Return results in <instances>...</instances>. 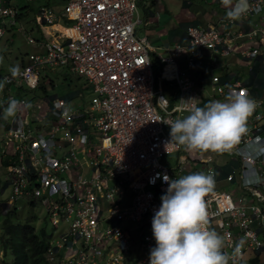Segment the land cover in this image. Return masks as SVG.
<instances>
[{
  "label": "built area",
  "instance_id": "built-area-1",
  "mask_svg": "<svg viewBox=\"0 0 264 264\" xmlns=\"http://www.w3.org/2000/svg\"><path fill=\"white\" fill-rule=\"evenodd\" d=\"M7 1L0 0V38L17 24L27 41L34 42L19 21V7ZM249 4L248 13L264 8V0H249ZM137 5V0H67L64 11L70 23L62 29L65 38L47 40L41 51L28 53L15 77L0 72V84L8 89L12 83L26 84V90L36 85L43 68L65 63L84 75L91 88V101L84 109H71L62 96L50 97L47 128L36 113L32 117L33 112L22 110L21 106H29L25 97L8 94L5 99L21 103L0 135V213L17 208L16 201L23 198L42 203L53 226L66 224L47 248L48 259L56 264H150L156 246L152 220L169 187L165 176L178 179L188 155L206 165L205 173L213 175L215 182L220 176L222 166L216 158L221 153L187 151L170 142L165 126L180 119L183 110L197 107L195 86L201 72H184L178 59L201 69L205 59L200 50L232 53V39L244 33L232 35L228 29L222 32L213 25L190 23L187 42L160 53L146 35L135 32L140 22L135 16ZM36 18L52 23L53 13L41 5ZM246 34L261 36L264 42L262 26ZM257 52L254 48L244 54ZM152 53L162 63L160 76L177 83L180 99L173 106L157 85ZM211 79L216 93L227 97L235 89L251 99L240 81L225 86L218 75L212 74ZM247 129L233 150L223 153L239 161L237 171L231 169L224 178L233 182L237 174L247 191L213 189L204 198L208 228L223 238L229 264H239L246 249L264 253V124ZM180 149L187 154L176 169L161 161L166 153ZM6 189L9 192L3 197ZM127 189L133 191L129 196ZM0 245L4 251L1 235Z\"/></svg>",
  "mask_w": 264,
  "mask_h": 264
},
{
  "label": "crops",
  "instance_id": "crops-1",
  "mask_svg": "<svg viewBox=\"0 0 264 264\" xmlns=\"http://www.w3.org/2000/svg\"><path fill=\"white\" fill-rule=\"evenodd\" d=\"M66 1L67 0H65V4H66ZM137 1H138L137 2L138 5H137V12L135 13V16L140 18V22H137L136 24L142 23V22L144 24V27L142 29L144 30V33L138 34V35H146L150 39V41L154 45H156V50L160 53H167V47L172 46L175 43H178V42L186 43L188 40V37L186 34V25L190 23L198 24L203 27L213 25V26L218 27L219 30H221L222 32L228 29L231 31L232 35H236L237 33H244V35H241L235 39H232L231 42L234 48V52L232 53L224 54L216 49L200 50L199 51L200 55L203 56V58L205 59L204 60L205 66L201 69L189 67L186 64L184 58L178 59V65L179 67H181V69L184 72L188 74H192V75H198L199 72H201V74L199 75L200 79L198 80V83L195 86V91L198 96L197 107H204L214 101L226 100V96H224L223 94L216 93V91L214 90L213 88L214 82L211 79L212 74L218 75L219 82L221 84H224L225 86L229 85L235 80H238L247 89L248 95L251 97V99L254 102L259 101V100H264V42H263V37L251 36V35L246 34L253 27H256L251 24V18L253 16H257L258 26L264 27V15H262L264 8L259 13H248L244 17H242L240 20L230 21V19L226 17L227 9L225 8V6L222 5L221 0H201V2L208 5L209 8L203 6L202 4L193 3L194 0L193 1L183 0V8H182L183 10L180 9V13H181L180 16H179V13L176 14V16L178 15V20L176 19V22H174L172 21V18L170 20L162 19L166 16L164 15V11H163L164 9L159 8L158 0H137ZM7 2L10 3V0H8ZM15 5L19 7L18 18H19L20 23L22 24L23 28L28 33H30V35L35 40L32 43L36 44L37 50L31 51V52L41 51L43 49V42L47 40H51V39L63 40L65 38V34L62 29L70 23V18L66 15L65 11L63 13H59L56 15L53 8L49 7L53 13L52 23L41 22L36 18V15H35L34 26L32 27H36V29L38 30V36H34L32 32H30L27 28H25L22 23V17L26 11L25 9L26 5H19V4H15ZM41 5L48 6L47 3L41 4ZM140 7H142L143 9V17L140 16L139 14ZM59 18H61L65 23H61L59 21ZM14 26H16V29H17V24H14L11 27V29H13ZM11 29H9L8 32L11 31ZM254 48L258 49V52L256 55L248 56L244 54L245 51L251 50ZM152 54H153V61H154V70L157 76V85L161 89H163V91L168 95L170 99V103H171V99H172L171 90L170 92H168V90H169V87H173V86L176 87L177 83L175 79L170 80V79H166L160 76L162 63L159 62L158 59H156L157 55L155 53H152ZM215 57L222 58V60L217 62L215 61ZM26 61L27 60H23L21 64H23ZM54 67L55 66H52V68ZM52 68L45 67L41 70V73L42 71H45L47 69H52ZM215 68H221V69L225 68L226 70L222 74H218L214 71ZM243 68L246 69L247 75L244 71L241 70ZM44 77H46L45 79H48L47 73H43V78ZM207 77L210 78L209 80L210 90L207 93H204L203 83ZM39 81H40V78L38 79L34 87L39 85L40 83ZM48 85L50 86L53 85L50 79L41 82L39 86L41 87V89H43L41 91L44 93L43 94L45 96L44 100L41 99L39 102L35 104L34 102L32 103V101L28 100L29 106L28 104L21 106L22 110L27 111V113H29L28 110H30V112L36 113L35 116L43 120L42 122L45 121V123H42V125H44L45 128H47L46 123H47V119L50 118V115L48 113V107L46 106L44 108L42 103L45 100L48 102L50 97L57 95L54 93L49 94L44 91L47 88H49ZM88 85L89 83L86 79L85 87H87ZM18 91L21 93V89H19ZM72 94H74V92H72L70 95ZM62 97L66 98L67 100L69 99V95H65ZM6 104H8V101H6L3 97H1L0 98V123H2V126H0V129L1 127H3L2 133L4 129L9 125V123L11 122L13 118L11 117L10 121L4 118L3 107ZM67 105H68V101H67ZM255 105L256 107L254 109V112L249 117L246 126H251L254 123L264 124V122L260 123V121L264 118V104H261V105L255 104ZM86 107L87 105H83L82 107H78L75 109H84ZM179 117L180 119H182L181 113ZM0 146H3V145L1 144ZM176 151H177V157H176V161L174 165L168 166L166 163L163 162L170 169H176L177 165L187 154L183 149L176 150ZM168 153H171V152H168ZM188 156L189 158L185 159L186 161L184 162L185 167L177 174L178 178H180L179 176L196 173V169L200 168L199 162H197L196 160H192L190 155ZM216 163L219 166H222V168H221L219 179L215 182V185H220V184H224L225 182H228L230 188L229 190H226V191L237 192L239 194L242 192L245 193V191H247L245 189H242V187L240 186L238 182L237 174H236V179L233 182L227 181L224 178V175L231 169H233L235 172L237 171L239 161L235 155L228 154V153L221 154L220 156L216 158ZM213 189H218V188H213ZM262 189H264V186H262ZM254 201H256L255 198H254ZM262 206H264V204ZM214 222H215L214 220L211 221V224H214ZM243 261H246L247 264H264V253L256 254L252 250L246 249L244 252V256L239 264H242Z\"/></svg>",
  "mask_w": 264,
  "mask_h": 264
},
{
  "label": "clouds",
  "instance_id": "clouds-1",
  "mask_svg": "<svg viewBox=\"0 0 264 264\" xmlns=\"http://www.w3.org/2000/svg\"><path fill=\"white\" fill-rule=\"evenodd\" d=\"M226 17L240 20L250 10L249 0H221ZM15 77L19 66L10 69ZM3 84H0V88ZM20 101L10 99L4 118L14 117ZM256 105L246 93L232 89L226 100L193 107L190 114L170 125V142L187 151L225 153L233 150L248 131L247 121ZM169 187L152 220L156 246L150 264H229L223 252L224 240L208 228L205 196L215 187L211 174L196 172L178 179L165 176Z\"/></svg>",
  "mask_w": 264,
  "mask_h": 264
},
{
  "label": "rangeland",
  "instance_id": "rangeland-1",
  "mask_svg": "<svg viewBox=\"0 0 264 264\" xmlns=\"http://www.w3.org/2000/svg\"><path fill=\"white\" fill-rule=\"evenodd\" d=\"M193 1V0H192ZM138 2V1H137ZM48 4V7L53 8L55 14L63 13L64 12V4L65 0H10L11 5L19 4V5H26L25 6V13L22 17V23L25 28H27L34 36H38V30L34 26V18L36 13H38L39 7L41 4ZM193 3L195 4H202L203 6L209 8L208 5L205 3L201 2V0H194ZM158 5L159 8H163L164 10V15L166 17L162 18L163 20H170L172 18V21L176 22V19L178 20V15L176 14L179 13L180 16V9L183 8V0H158ZM156 9V7H155ZM183 10V9H182ZM139 14L140 16L143 17V9L142 7L139 8ZM262 15H264V11L262 12ZM59 21L61 23H65L61 18H59ZM258 19L257 16H253L251 18V24L253 26H258ZM144 27L143 22L138 23L135 26V31L137 34H143L144 30H142ZM37 46L35 43H29L26 40V34L18 31L16 29V26L11 29V31L5 33L1 38H0V72L5 73V72H11L10 69L15 67V66H21V63L23 60H27V54L31 51H35ZM222 58H217L215 57V61H220ZM55 67L52 69H47L45 71H42L41 75L39 76L40 78V83L50 79L52 81V86L48 85L49 88L44 90L46 93L49 94H57L58 96H65L69 95L68 101V106L71 109H75L78 107H82L83 105H88L90 104L91 101V88L88 85L85 87L86 83V77L74 72L70 64H55ZM226 69L225 68H215V72L218 74H222ZM244 71L247 75V71L245 68L241 69ZM43 73H47L48 79H45L46 77L43 78ZM210 78H206L203 86H204V93H207L210 90ZM3 83V82H2ZM37 85L36 87H29V89L22 90L23 88H27L26 84H23L22 86H17L12 83L8 87L3 83V87L0 88V98L3 97L4 99L7 98V94H14L17 98L18 97H25L27 101H32L37 103L41 99H45V96L43 95L44 93L41 91L40 86ZM45 83V82H44ZM48 84V83H47ZM21 89V93L18 91ZM171 90V103L170 106L173 104H177L180 99V92L179 89L176 87H169L168 92ZM72 92L74 94L70 95ZM5 95H4V94ZM19 94V95H18ZM44 108L47 106L48 107V102L45 100L43 103ZM8 104L4 105L3 107V113L4 109L7 107ZM190 114L189 111L183 110L181 112V118H184ZM35 115L33 112L32 117ZM11 117L7 118L8 121H10ZM264 122V118L260 121V123ZM0 126H2V123H0ZM165 129L170 133V125H166ZM3 127L0 129V134L2 133ZM177 157V151H173L171 153L165 154L162 158L161 161L166 163L168 166H172L175 164ZM189 165V164H188ZM187 165V167H188ZM89 169V168H88ZM206 170V165L200 166L199 169H196V172H204ZM87 177L91 175V171H87L85 173ZM188 175V174H187ZM185 176V175H184ZM180 178L183 176H179ZM214 188H218L220 190H229L230 186L228 182H225L224 184L220 185H215ZM9 192V189H6V191L3 193V197H6ZM128 196L133 193L131 189L126 190ZM2 197V198H3ZM126 201H123L121 204H125ZM16 206H17V213L16 216L18 219L21 221H24L26 219H29L32 221L34 224L37 226H44L46 230L50 231L52 230V236L50 240L55 241L58 238V235L62 233L65 230L66 224H62V222H59L57 226L52 225L51 219L48 215V213L45 210V206L36 201L33 203L27 202V200L20 198L16 201ZM3 216L0 215V224ZM130 224V223H129ZM127 225V223H126ZM2 246L0 245L1 249V254H0V264H9L12 259H13V250L10 245H8L6 248H4L6 254L3 255L2 251ZM135 256L134 253H132V257ZM4 260H2V258ZM242 264H247L246 261H243Z\"/></svg>",
  "mask_w": 264,
  "mask_h": 264
},
{
  "label": "trees",
  "instance_id": "trees-1",
  "mask_svg": "<svg viewBox=\"0 0 264 264\" xmlns=\"http://www.w3.org/2000/svg\"><path fill=\"white\" fill-rule=\"evenodd\" d=\"M17 211L14 207L0 213L3 216L0 224L2 244L5 248L10 245L13 250L14 257L9 264H56L47 257L52 230L37 226L29 219L21 221L16 216Z\"/></svg>",
  "mask_w": 264,
  "mask_h": 264
}]
</instances>
